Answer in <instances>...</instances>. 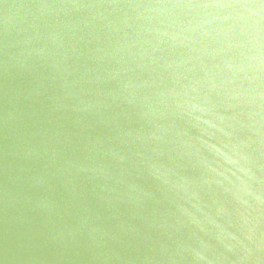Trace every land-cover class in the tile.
<instances>
[{
  "label": "water",
  "instance_id": "obj_1",
  "mask_svg": "<svg viewBox=\"0 0 264 264\" xmlns=\"http://www.w3.org/2000/svg\"><path fill=\"white\" fill-rule=\"evenodd\" d=\"M0 264H264V0H0Z\"/></svg>",
  "mask_w": 264,
  "mask_h": 264
}]
</instances>
